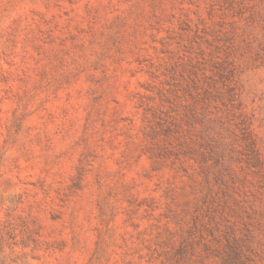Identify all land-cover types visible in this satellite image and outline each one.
Listing matches in <instances>:
<instances>
[{
    "label": "rangeland",
    "instance_id": "rangeland-1",
    "mask_svg": "<svg viewBox=\"0 0 264 264\" xmlns=\"http://www.w3.org/2000/svg\"><path fill=\"white\" fill-rule=\"evenodd\" d=\"M264 264V0H0V264Z\"/></svg>",
    "mask_w": 264,
    "mask_h": 264
},
{
    "label": "trees",
    "instance_id": "trees-1",
    "mask_svg": "<svg viewBox=\"0 0 264 264\" xmlns=\"http://www.w3.org/2000/svg\"><path fill=\"white\" fill-rule=\"evenodd\" d=\"M231 250H232L233 252H235V253H234L233 255L230 256V260H229L228 264H238L236 249L231 248Z\"/></svg>",
    "mask_w": 264,
    "mask_h": 264
}]
</instances>
